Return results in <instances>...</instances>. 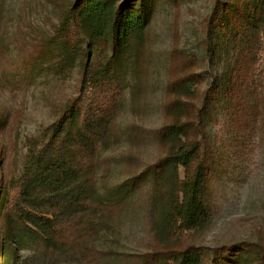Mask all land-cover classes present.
<instances>
[{
  "label": "rangeland",
  "instance_id": "1",
  "mask_svg": "<svg viewBox=\"0 0 264 264\" xmlns=\"http://www.w3.org/2000/svg\"><path fill=\"white\" fill-rule=\"evenodd\" d=\"M72 1L0 0V264L8 254V228L23 242L10 254L13 264H175L172 256L191 246L206 261H218L215 255L223 256L222 249L235 243L264 246V134L251 132L255 124L248 113L247 125L229 126L222 100L207 120L215 144L209 164L212 217L193 230L163 229L168 188L166 182L155 184L153 175L170 150L161 129L181 115L168 106L177 96L200 105L211 86L225 89L233 69L230 34L208 27L216 0H154L142 39L119 56L110 77L86 84V91L81 84L87 57L60 68L59 51L45 47ZM109 53L100 44L91 63L104 64ZM249 56L264 80V49ZM192 73L199 75L192 96L171 92L174 81ZM73 102L82 107V119L102 122L86 163L100 193L118 202L94 220L95 230L75 224L78 217L60 222L67 247L58 250L25 233L21 179L28 154L49 140L52 125ZM193 111L181 116L192 119ZM179 172L183 179L184 168ZM253 253L246 252L239 264H254Z\"/></svg>",
  "mask_w": 264,
  "mask_h": 264
},
{
  "label": "trees",
  "instance_id": "2",
  "mask_svg": "<svg viewBox=\"0 0 264 264\" xmlns=\"http://www.w3.org/2000/svg\"><path fill=\"white\" fill-rule=\"evenodd\" d=\"M153 15L154 0H73L45 47L59 51L60 68L80 56L87 57L81 84L82 91H86V84L94 80L99 83L111 76L119 56L142 39ZM213 25L223 28L232 38L233 69L225 80V89L218 91L211 86L200 105L177 96L168 106L170 113L177 110L181 115L194 110V117L184 119L177 115L176 121L161 129L160 139L170 150L155 165L153 176L155 184L166 182L168 188L162 209L163 229L167 234L173 225L193 230L212 217L214 202L209 164L215 154V144L208 134L207 120L221 100L229 126L247 125L244 116L248 113L255 124L251 132L264 134V80L260 74H255L256 69L253 71L254 64L247 61L249 55L264 49V0H216L208 18L209 30ZM78 32L79 39L73 42L71 39L78 36ZM209 39L212 47V35ZM100 44L108 47L110 56L96 67L90 56ZM198 78L195 73L186 75L174 81L170 90L183 97L192 96ZM82 114L78 102L68 105L60 120L52 125L49 140L28 154L23 169L20 191L23 207L19 217L29 224L25 233L35 234L47 248L67 247L61 239L60 222L78 217L75 224L95 230L94 220L102 219L106 207L118 202L102 195L92 180L91 164L86 161L95 150L96 137L103 125L99 119L85 121ZM235 136L240 137L238 132ZM180 167L185 170L183 179H180ZM8 229V240H5L8 254H4L3 264H13L10 254L23 243L18 238L19 233L15 235ZM223 251V256L215 255L221 258L218 261H206L194 246L172 257L175 264H239L246 252L253 251L254 264H264V246L261 245L239 242L224 247Z\"/></svg>",
  "mask_w": 264,
  "mask_h": 264
}]
</instances>
